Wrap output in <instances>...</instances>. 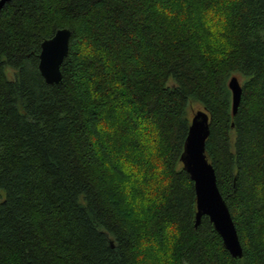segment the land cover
I'll return each instance as SVG.
<instances>
[{
    "label": "trees",
    "instance_id": "obj_1",
    "mask_svg": "<svg viewBox=\"0 0 264 264\" xmlns=\"http://www.w3.org/2000/svg\"><path fill=\"white\" fill-rule=\"evenodd\" d=\"M63 28L50 84L41 45ZM194 104L242 258L208 216L195 223L181 161ZM0 196V264H264V0L7 2Z\"/></svg>",
    "mask_w": 264,
    "mask_h": 264
},
{
    "label": "water",
    "instance_id": "obj_2",
    "mask_svg": "<svg viewBox=\"0 0 264 264\" xmlns=\"http://www.w3.org/2000/svg\"><path fill=\"white\" fill-rule=\"evenodd\" d=\"M0 0V12L7 2ZM72 32L63 28L43 41L39 56V70L47 83L62 80L61 66L69 53ZM232 91L233 113L236 114L242 98V85L237 76L229 80ZM210 115L204 109L195 112L191 119L181 161L189 173L196 191V226L203 216H208L216 231L221 235L224 246L234 258H242L244 248L230 208L219 189L215 167L206 153L210 136Z\"/></svg>",
    "mask_w": 264,
    "mask_h": 264
},
{
    "label": "rangeland",
    "instance_id": "obj_3",
    "mask_svg": "<svg viewBox=\"0 0 264 264\" xmlns=\"http://www.w3.org/2000/svg\"><path fill=\"white\" fill-rule=\"evenodd\" d=\"M213 12V14H209V20L212 22L213 26L215 27H219L222 23H224V16L221 13H215ZM7 73L9 75L10 78H14V71L9 69L7 70ZM242 79V78H241ZM240 79V80H241ZM242 81V80H241ZM243 82V81H242ZM202 106L199 104H194L191 108H190V119L193 117V115L195 114V112L199 109H201ZM3 194H5L3 192ZM0 200H1V196H0Z\"/></svg>",
    "mask_w": 264,
    "mask_h": 264
}]
</instances>
